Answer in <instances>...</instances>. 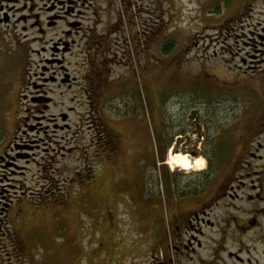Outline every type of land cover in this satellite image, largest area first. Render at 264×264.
Listing matches in <instances>:
<instances>
[{"label":"rangeland","instance_id":"374dc122","mask_svg":"<svg viewBox=\"0 0 264 264\" xmlns=\"http://www.w3.org/2000/svg\"><path fill=\"white\" fill-rule=\"evenodd\" d=\"M96 4L98 31L126 8L135 19L123 42L100 48L95 94L83 88L87 49L66 54L72 86L44 87L50 51L14 38L37 31L0 29V264H164L165 211L151 201L165 165L179 167L168 163L175 147L162 161L167 136L190 129L197 109L211 131L231 130L228 148L242 133L264 140V0ZM43 114L58 126L39 129Z\"/></svg>","mask_w":264,"mask_h":264},{"label":"flooded vegetation","instance_id":"af4514ba","mask_svg":"<svg viewBox=\"0 0 264 264\" xmlns=\"http://www.w3.org/2000/svg\"><path fill=\"white\" fill-rule=\"evenodd\" d=\"M101 14L96 0H0V29L37 31L32 38L28 34L14 38L20 43H36L43 53L50 51L42 59L48 65L39 76L44 87L50 82L72 86L77 77L66 65V54L77 46L87 49L90 66L84 77L89 80L84 78L83 88L91 95L98 85L100 48L123 42L124 22L132 24L135 19L132 7L126 8L107 34L98 31ZM150 20L147 18L149 33L153 30ZM140 31V27L128 29L125 41L133 48L140 43ZM53 116L43 114L39 129L43 121L47 129L50 122L57 127L58 119ZM188 120L190 129L183 127L167 136L162 161L167 164L166 152L175 147L189 156L193 169L163 166L161 195L154 190L151 201L153 208L161 206L165 211L162 227L168 242L164 264H264V140L242 133L239 144L228 148L230 129L228 133L211 131L213 125L197 109Z\"/></svg>","mask_w":264,"mask_h":264},{"label":"bare ground","instance_id":"6f19581e","mask_svg":"<svg viewBox=\"0 0 264 264\" xmlns=\"http://www.w3.org/2000/svg\"><path fill=\"white\" fill-rule=\"evenodd\" d=\"M169 164H171L172 166L175 165H183L186 168H191L193 166V164L190 161L189 156L179 153L177 155H172L170 156V159L168 160ZM196 166L200 165V162H198L197 164H195Z\"/></svg>","mask_w":264,"mask_h":264},{"label":"trees","instance_id":"16d2710c","mask_svg":"<svg viewBox=\"0 0 264 264\" xmlns=\"http://www.w3.org/2000/svg\"><path fill=\"white\" fill-rule=\"evenodd\" d=\"M174 45V42L172 40L170 41H166L164 43V50L168 51L170 48H172V46ZM109 139V138H108ZM163 157V156H162Z\"/></svg>","mask_w":264,"mask_h":264},{"label":"water","instance_id":"95a60500","mask_svg":"<svg viewBox=\"0 0 264 264\" xmlns=\"http://www.w3.org/2000/svg\"><path fill=\"white\" fill-rule=\"evenodd\" d=\"M63 117H64V118H67V115H64Z\"/></svg>","mask_w":264,"mask_h":264}]
</instances>
